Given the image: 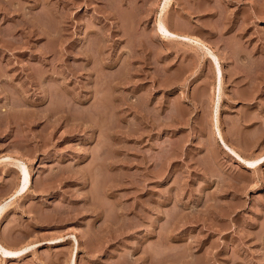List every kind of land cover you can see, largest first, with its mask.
Here are the masks:
<instances>
[{
    "label": "rangeland",
    "instance_id": "374dc122",
    "mask_svg": "<svg viewBox=\"0 0 264 264\" xmlns=\"http://www.w3.org/2000/svg\"><path fill=\"white\" fill-rule=\"evenodd\" d=\"M0 264H264V0H0Z\"/></svg>",
    "mask_w": 264,
    "mask_h": 264
},
{
    "label": "bare ground",
    "instance_id": "6f19581e",
    "mask_svg": "<svg viewBox=\"0 0 264 264\" xmlns=\"http://www.w3.org/2000/svg\"><path fill=\"white\" fill-rule=\"evenodd\" d=\"M171 0H167V3H169ZM160 29L163 31V33H162V37L163 38H165V33L164 32H167V33H171L172 31H171V29L169 28V26H168V24H166V22L161 18V26H160ZM172 33H174V32H172ZM174 34H176V33H174ZM218 70H219V77H220V80L222 79V75H221V69L220 68H218ZM30 182V178H29V176H27V177H25V179H24V186H22V188H24L25 186H26V184L27 183H29Z\"/></svg>",
    "mask_w": 264,
    "mask_h": 264
},
{
    "label": "snow or ice",
    "instance_id": "6c2138e0",
    "mask_svg": "<svg viewBox=\"0 0 264 264\" xmlns=\"http://www.w3.org/2000/svg\"><path fill=\"white\" fill-rule=\"evenodd\" d=\"M6 255H15V253H6Z\"/></svg>",
    "mask_w": 264,
    "mask_h": 264
}]
</instances>
